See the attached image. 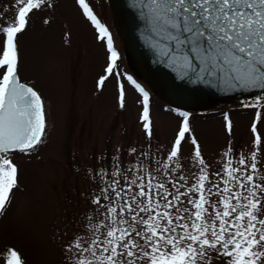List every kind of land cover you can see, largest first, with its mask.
<instances>
[{
    "label": "snow or ice",
    "instance_id": "1",
    "mask_svg": "<svg viewBox=\"0 0 264 264\" xmlns=\"http://www.w3.org/2000/svg\"><path fill=\"white\" fill-rule=\"evenodd\" d=\"M78 4L107 40L110 62L98 81L102 86L108 76L119 75V55L86 0ZM132 6L161 61L179 79L225 91L256 90L261 94L255 104L246 106H261L264 0H133ZM52 7V0H15L11 23L0 20V218L19 188L11 154L34 152L46 127L41 96L18 75V36L32 14ZM127 79L142 95L147 150L131 148L128 167L114 157L109 169L93 170V215L86 213L83 232L62 245L63 264H264V139L255 123L250 152L234 156L229 146L214 172L191 135L186 112L179 113L182 124L167 150L153 153L148 93ZM226 128L231 134L230 121ZM187 143L192 148L185 157ZM7 251V264H23L15 249Z\"/></svg>",
    "mask_w": 264,
    "mask_h": 264
},
{
    "label": "rangeland",
    "instance_id": "2",
    "mask_svg": "<svg viewBox=\"0 0 264 264\" xmlns=\"http://www.w3.org/2000/svg\"><path fill=\"white\" fill-rule=\"evenodd\" d=\"M52 3L54 7L32 14L28 28L18 36V75L41 96L46 127L43 142L34 152L12 155L19 188L14 190L7 215L0 218V264H7L8 249H15L23 264H63L62 245L74 233L83 232L86 213L93 215L88 200L96 190L90 182L93 170L109 169L114 157L122 168L128 167L134 159L129 150H147L149 143L141 125L142 95L127 79L131 75L121 44L112 33L106 0H86L108 29L121 61L114 70L119 75L108 76L102 86L98 81L110 62L106 38H99L78 0ZM14 5L15 0H0L4 23H11ZM136 83L149 96L151 151L156 153L159 147L162 155L183 118L150 95L143 83ZM254 104L232 102L207 112L188 113L191 135L199 142L210 171L220 168L221 155L229 146L234 156L250 152L254 123L264 139V101L261 106H246ZM229 121L231 134L226 128ZM191 148L190 143L183 145L185 157Z\"/></svg>",
    "mask_w": 264,
    "mask_h": 264
},
{
    "label": "water",
    "instance_id": "3",
    "mask_svg": "<svg viewBox=\"0 0 264 264\" xmlns=\"http://www.w3.org/2000/svg\"><path fill=\"white\" fill-rule=\"evenodd\" d=\"M106 1L129 71L161 102L182 111L207 112L232 102L253 101L261 94L256 90L225 91L179 79L178 74L161 61L158 48L152 47L155 40L138 9L132 6L133 0Z\"/></svg>",
    "mask_w": 264,
    "mask_h": 264
},
{
    "label": "flooded vegetation",
    "instance_id": "4",
    "mask_svg": "<svg viewBox=\"0 0 264 264\" xmlns=\"http://www.w3.org/2000/svg\"><path fill=\"white\" fill-rule=\"evenodd\" d=\"M106 3H107V1H106ZM91 4H89V6H90ZM107 6H108V4H107ZM91 7V6H90ZM108 8H109V6H108ZM109 11H110V9H109ZM111 14V13H110ZM111 27H112V33H113V35L115 36V32H114V29H113V26H112V19H111ZM114 47V46H113ZM121 54V53H120ZM122 55V54H121ZM121 58H122V56H121ZM119 62H121L120 61V58L118 59V61H117V70L119 69L118 68V64H119ZM119 72H120V70H119ZM130 72V71H129ZM130 74V73H129ZM20 77V76H19ZM20 80H21V82L22 83H24V84H26V85H28V86H31L32 88H34V86L33 85H31V83H29V82H25V81H23L21 78H20ZM35 89V88H34ZM36 90V89H35ZM17 153H19V152H17ZM17 153H13V154H17ZM13 154H11V156L13 155ZM13 160V159H12ZM13 163L16 165V163L13 161Z\"/></svg>",
    "mask_w": 264,
    "mask_h": 264
},
{
    "label": "trees",
    "instance_id": "5",
    "mask_svg": "<svg viewBox=\"0 0 264 264\" xmlns=\"http://www.w3.org/2000/svg\"><path fill=\"white\" fill-rule=\"evenodd\" d=\"M177 111L181 112L180 110H177Z\"/></svg>",
    "mask_w": 264,
    "mask_h": 264
}]
</instances>
